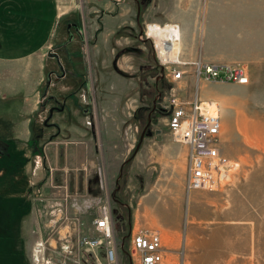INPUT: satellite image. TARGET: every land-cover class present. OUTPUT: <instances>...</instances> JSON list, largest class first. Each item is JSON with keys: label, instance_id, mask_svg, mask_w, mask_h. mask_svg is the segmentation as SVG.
Wrapping results in <instances>:
<instances>
[{"label": "rangeland", "instance_id": "1", "mask_svg": "<svg viewBox=\"0 0 264 264\" xmlns=\"http://www.w3.org/2000/svg\"><path fill=\"white\" fill-rule=\"evenodd\" d=\"M138 1L142 29L152 21L160 25L178 23L180 28L182 25H194L198 33L195 39L204 42L206 57L221 61L214 63L241 65L248 81L201 79L198 82L195 64L190 63L197 59L183 54L181 39L175 50L179 51L176 54L181 60L190 61L186 64V75L173 80L166 69L167 74L161 76L152 53L153 47L145 41L139 59L142 68L139 72L122 75L124 80L133 81V90L138 89L140 93L138 107L128 116L131 124H123L122 130L131 125L132 130L137 127L139 132L169 131L163 110L165 100L172 94L185 101L191 100L197 91L203 100H213L218 104L222 124L221 151L238 160L239 166L229 182L215 189L191 191L185 187L187 164L179 172L158 171L152 167L137 169L131 163L135 147H129V141L104 135L105 127L99 123L102 102H99L96 87L95 98L91 101V118L87 120L88 116L85 117L89 135L80 140L68 137L65 117H58L63 110L57 116L56 108L58 106L59 111L64 92L73 90L79 80L88 82L91 75L94 81V70L92 67L91 72L88 69L90 60L84 57V62L80 60L77 63L82 70L84 68L82 73L85 75L75 79L70 88L66 81L61 87L48 90L44 96L41 94V103L31 115L33 139L28 141V145L24 141L0 140V264H34L32 252L36 243L42 239L47 244L50 241L59 246L65 241L66 225L76 214L78 220L70 227L80 234L95 236L93 219L104 205L111 209L118 243V262L115 264H132L129 253L120 244L127 251L131 230L142 227L151 228L161 236L164 251L160 264H198L206 250L209 253L224 252L223 259L214 257L211 264H264L262 250L258 258L246 259L241 253L239 260L231 257L232 252L221 243L223 232L212 222L203 229L194 230L196 216L192 213L195 207L202 205L190 204L192 213L187 215L186 200L199 197L202 199L199 201L204 202V198L211 197L225 202L230 196L264 195V0ZM76 2L80 7L86 5L84 9L91 8L84 13L78 10L74 15L77 20L85 16L88 23L94 18L93 7H87L85 0ZM119 2L130 5L134 17L136 0ZM61 4L65 2L62 0ZM142 37L146 38L144 32ZM137 39L142 40L139 34ZM133 48L129 45L116 54ZM41 87L45 88V85ZM49 93H54L58 99H48ZM111 130L113 128L107 132ZM175 198L179 199L178 204H174ZM146 202L151 206L157 203L158 210H166L168 216L163 224L162 220L147 217ZM215 206L227 207V204L209 203L204 208L205 213L207 207ZM262 248L264 250V244ZM72 250L76 256L75 247ZM84 252L85 260L81 259L80 264H108L103 256L99 255L98 261L94 255ZM70 264L74 263L70 261Z\"/></svg>", "mask_w": 264, "mask_h": 264}, {"label": "crops", "instance_id": "2", "mask_svg": "<svg viewBox=\"0 0 264 264\" xmlns=\"http://www.w3.org/2000/svg\"><path fill=\"white\" fill-rule=\"evenodd\" d=\"M61 1L0 0V140L24 141L28 145V141L33 139L31 115L41 103V94L44 96L48 90L52 91L55 86L59 88L66 81L70 88L75 79L85 75L82 73L84 68L82 70L77 63L85 57L90 60V72L92 68L94 70V81L90 74V82L79 80L76 86L73 85V90L64 92L59 111L56 108L57 116L63 110L58 117H65L67 136L80 140L89 135L85 117L88 116L87 120L91 118V101L95 98L96 87L99 102H102L99 123L105 127L104 135L129 141V147H136L142 131H137V127L132 130L131 125L123 131L122 126L130 123L128 116L138 107L140 93L138 89L133 90V81L124 80L122 75L139 72L143 66L139 61L140 52L145 41L151 43L148 39H137L141 30L139 13L135 9L132 17V7L120 4V0H85L87 7L91 5L94 12V18L86 23L85 16L81 21L74 15L78 10L84 13L91 8L84 9L86 5L80 7L76 0H63L65 4ZM195 28L194 25H182L180 28L183 54L203 62H221L206 57L204 42L195 39L198 34ZM129 45L134 46L133 50L116 54ZM49 51L57 53L61 65L56 57L48 54ZM152 53L155 58L154 51ZM156 63L160 69L161 64ZM163 72L167 74L164 66ZM43 84L45 88L41 87ZM116 86L118 89H114ZM48 99L56 100L58 97L49 93ZM56 125L57 128L58 122ZM118 127L120 130L116 131ZM187 154V145L175 140L170 131H147L138 148L134 149L131 163L140 170L152 167L158 171L179 172L187 164ZM186 200L187 215L192 213L190 204L202 205L195 207L192 213L196 216L194 230L203 229L211 222L217 225L224 234L221 243L232 252L231 257L235 260L241 259V254L246 259L258 258L261 250L264 255V195L230 196L225 202L211 197L204 198V202L199 201L202 200L199 197ZM178 203L179 199L175 198L174 204ZM209 203L227 204V207H207L205 213L204 208ZM145 212L152 220H162V224L168 216L166 210H158L157 203L151 206L146 202ZM223 253L206 250L198 264H211L214 257L223 259ZM99 255L104 257L102 250L97 251L98 258Z\"/></svg>", "mask_w": 264, "mask_h": 264}, {"label": "built area", "instance_id": "3", "mask_svg": "<svg viewBox=\"0 0 264 264\" xmlns=\"http://www.w3.org/2000/svg\"><path fill=\"white\" fill-rule=\"evenodd\" d=\"M154 21L147 22L140 30L139 37L151 41L156 61L163 65L171 74L173 80L180 79L186 75L185 66L188 61L181 60L178 54L173 59L163 57L160 54V46L157 42H152V38L147 29ZM179 29L178 23H165L163 27ZM146 38L142 37V33ZM177 52H179L177 50ZM195 64L196 79L206 80H228L237 82H247L248 76L241 65L230 63L202 62L197 59ZM197 93V94H196ZM163 110L167 115V126L173 134L175 140L187 145V172L185 175V187L187 191L206 188L215 189L230 181L234 171L239 166V161L232 159L221 151L219 141L221 132V117L218 104L213 100H203L196 91L191 100L179 99L175 94L169 96L163 104ZM73 221L66 226L63 239L65 241L58 244L45 240L36 243L32 252L34 264H80L81 259L85 260V252L94 255L99 261L97 251L102 250L104 258L108 264L118 262V243L115 239L112 222V212L107 205L102 209L97 217L93 219L96 235L89 237L70 227L76 224L78 215L72 216ZM123 249V244H120ZM160 234L147 227L131 230L126 253H129L132 264H160L163 261V247ZM73 247L77 251L73 256ZM124 250V249H123ZM88 257V255H86Z\"/></svg>", "mask_w": 264, "mask_h": 264}, {"label": "bare ground", "instance_id": "4", "mask_svg": "<svg viewBox=\"0 0 264 264\" xmlns=\"http://www.w3.org/2000/svg\"><path fill=\"white\" fill-rule=\"evenodd\" d=\"M147 32L151 37H153V41L155 43L157 42L158 47L161 44V46L159 47L160 54L163 57L166 55V57L174 60V56L177 51L175 49L179 45V29L177 30L176 28L168 27V25H166L165 27L150 25L147 29Z\"/></svg>", "mask_w": 264, "mask_h": 264}, {"label": "water", "instance_id": "5", "mask_svg": "<svg viewBox=\"0 0 264 264\" xmlns=\"http://www.w3.org/2000/svg\"><path fill=\"white\" fill-rule=\"evenodd\" d=\"M136 3H137V12L139 13V11H140V5H139V2H138V1H137ZM48 54L51 55V56L56 57V59L58 60V55H57L56 52H54V51H49ZM58 63H59V65H61L60 62H59V60H58ZM159 66H160V72H161V76H162L163 73H164V72H163V66H162V65H159ZM153 109H154V107L152 108V110H153ZM148 122H149V121H148ZM143 134H144V132L142 131V132H141V135H140V140L138 141V143H137L135 149L138 148L139 143H140V141H141V139H142V137H143ZM124 162H125V161H124ZM124 162H123V163H124ZM123 163H122V164H123Z\"/></svg>", "mask_w": 264, "mask_h": 264}, {"label": "flooded vegetation", "instance_id": "6", "mask_svg": "<svg viewBox=\"0 0 264 264\" xmlns=\"http://www.w3.org/2000/svg\"><path fill=\"white\" fill-rule=\"evenodd\" d=\"M138 0H136V2H137ZM139 2V1H138ZM139 5H140V2H139ZM155 106V102H153V107ZM57 108H58V106H57ZM152 112V111H151ZM149 118H150V114H149V116H148Z\"/></svg>", "mask_w": 264, "mask_h": 264}, {"label": "trees", "instance_id": "7", "mask_svg": "<svg viewBox=\"0 0 264 264\" xmlns=\"http://www.w3.org/2000/svg\"><path fill=\"white\" fill-rule=\"evenodd\" d=\"M123 249L126 250V249H125V246L123 247Z\"/></svg>", "mask_w": 264, "mask_h": 264}]
</instances>
